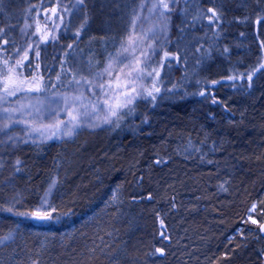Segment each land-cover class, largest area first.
Returning a JSON list of instances; mask_svg holds the SVG:
<instances>
[{"label": "trees", "instance_id": "16d2710c", "mask_svg": "<svg viewBox=\"0 0 264 264\" xmlns=\"http://www.w3.org/2000/svg\"><path fill=\"white\" fill-rule=\"evenodd\" d=\"M4 2L5 0H0V85L4 83L5 76L9 75L8 69H13L12 75L16 78L19 76L22 81L28 82L27 85L31 86L32 89L38 88L39 93H43V91L50 92L51 90L71 89L75 83L87 78V72L85 74L84 66H86L85 63L88 62L87 60L90 61L92 57L86 56L85 48H92V51L97 53L96 56H100L102 53L100 51L101 44L99 43L97 47L95 44L97 42H102V38L106 36L105 34L108 31V26L106 27V25L107 23L110 25L112 19L103 6L92 0H83V3H80L79 0H26L20 9L14 12V10L4 8ZM163 3H167L168 8H164L162 3L161 7L172 16V31L170 36L172 40L177 33L182 39L187 38V35L192 39L191 34L193 35V40L206 38L205 42L198 45V49H203L204 51L209 48V46H212L213 40L217 39L216 36L220 35V30L224 27V24L220 21V16L224 10L222 8L211 7V5L207 2H203V0H163ZM53 9L56 11L53 12ZM209 9L215 10L219 16L218 20L215 18L210 19L212 13ZM78 14L81 15V17L77 19L76 28H72L70 22ZM203 16L208 17L207 21H201ZM11 17L12 21L7 22V19ZM24 19H29L32 22V27L26 36H22L19 32L20 24ZM203 24L206 26L209 25L211 31L209 32ZM203 31H205L204 36ZM223 31L225 32L224 29ZM219 40L222 42V39ZM171 47L174 46L172 44H167L165 48L171 50ZM197 51L196 49L195 52ZM37 52L39 53L38 56L36 55ZM25 55L27 59H24ZM179 60L181 61L180 51L179 57L176 59L173 58L172 61L179 62ZM4 61L8 62L7 65L4 64ZM17 61H21V63L17 65ZM174 66L177 70L180 69V66L176 64H174ZM261 72L262 70L258 73ZM244 76H246V73L243 76L240 74V77ZM229 77L231 76L227 78ZM242 79L246 80V78ZM210 88L216 89V87ZM191 89L192 88H190V90ZM257 89H260L259 86H257L255 90ZM253 94H260V90ZM208 109L206 110L208 111ZM199 117L188 112L178 113L177 117H174L172 121L163 120L161 125L165 124L167 129L169 128L172 132L175 131L178 133L181 132L180 128H182L181 130H184L187 136H189L194 126L199 125L200 128L204 129L202 120H200ZM130 119L142 122L143 117L141 111H136L134 117H130ZM204 120H207V115H204ZM125 122L126 121L118 124L114 131L115 137H117V143H119L121 148L123 147L121 155H124L125 151L131 147L134 148L135 154L138 150L145 153L144 155L140 154V158L142 159L153 158L155 162V159L159 158V162L163 167L174 165V159L178 150H173V148L163 145H161L160 148L155 147V140L159 135L158 133L161 132L160 129L147 128L145 135L140 140L135 137H130L133 133L124 128L123 125ZM155 122L157 123V120L154 121V126L156 127ZM223 123L224 122H222V124ZM257 127L256 130L258 131H260L259 128H261V136H259L262 140L261 145L259 146V140L255 137L252 139L249 137L250 139H246L244 142V144H246L253 141L256 147L253 153L254 160H256L253 170L251 166L245 169V167L241 168L239 164L233 165L234 172L238 176L228 177L224 182V185H237V182L243 180L248 187L244 189L245 192L243 190L237 192L238 197L236 198L235 204L232 206L231 204L234 197H223L217 191L216 197L221 200L222 204L227 205V207H225V209L222 207L203 213L205 218L202 217L201 221H204L206 226H210L209 228L219 227L227 231L231 230L233 227L235 229L236 222L242 217L243 205L250 200L251 196L255 198L256 196L263 195L264 155L262 151L264 152V118L262 124ZM97 132L96 135H98V138L96 135H94V138L98 140L108 134L107 132ZM209 137L211 139V136ZM200 139L203 144H207L208 141H205V139L209 138L201 136ZM212 139L215 142L216 138ZM89 141L92 142L89 143L87 141L89 143L87 147L89 145L91 146L90 150L87 152L86 148L81 149V146H77V144L67 139L47 142L37 146L32 143H26L19 149L21 163L17 179L20 185L26 189L27 200L32 204L38 203L46 193H50L52 198L57 200L58 196L67 194L66 189L68 187L74 189L80 188V192L86 195H92V198H87L89 199L88 214L90 213V216H97L99 219L98 221H100V229L103 224L113 216L110 214L111 210L118 211L123 209L122 207H125L121 202L116 201L112 197V192L116 189L114 186L123 185L124 183L133 184V187L137 186L138 189L136 192H132L129 188L130 186L124 187L123 200H129V203L134 209V218L130 223V231L121 228L122 230L120 232V236L126 240V243L122 245L113 243L111 245V243L105 244L98 239H93L91 234L85 237L84 233H86V230H83V227L87 218H84V220L82 219V221L76 216L79 213L78 211L84 208H75L74 211L76 212L74 213V217L71 218L72 223H70V226L62 219V221L57 224H55V220H43L44 222H41V224L50 226L49 228L44 229V227H42V229L38 230L37 227H33L32 232L34 234H27L15 230L20 218L6 211L4 207L2 209L0 207V212L5 216L1 225L2 227L0 226V234L6 235L10 232L14 233L12 237L0 245V254L4 251L13 252L22 250V258L18 261H21L23 264H66L68 257L77 260L86 259V262H80L78 264H155V261L152 262V258L153 255H157L158 253L156 250L153 251V248L155 246L157 247V228L161 224V218L155 220L156 217L154 218V212L158 210V205H161L162 210L160 211L163 213L167 210L171 211L173 218L179 221V210L176 208L173 209L168 199L164 198L165 196L161 189L162 186L159 185L161 177L159 178V182L154 180L146 185L140 183L141 179L145 180L146 183V179H148L147 173H145L144 170L145 166H143L142 172L137 171L134 174L127 175L123 183H121L120 180L111 179L103 185V187L105 186L107 188L106 199L109 204L108 206L106 205L107 210L104 209V211H102L99 206V200L100 197L103 196H101L100 189H98L102 184L100 183L96 186L97 182L89 181V179L92 177L91 172L96 174L94 175L95 177L93 176L95 180L97 176H101L102 178V175L96 170L99 169L98 167L101 165L97 161H100L102 152L105 151L106 148L100 146L97 140L94 141V139H89ZM258 146L261 151H258ZM80 150L81 156L78 160V165L84 162H80L81 159H86L87 162H95L94 168L87 170L85 173L68 169L69 161H74ZM112 150L116 152L114 146ZM96 151L100 152V154L96 155L94 153ZM129 154H131V149ZM121 155L116 154L114 162H119L117 158ZM180 160L183 159L181 158ZM145 161L146 160H144V162ZM116 171L119 172L118 170ZM188 173L193 174V176H195L194 179L198 176V172L195 170L186 171L185 175ZM210 173L215 175L220 172L216 168H213L209 170L208 174ZM78 175H83L84 178ZM213 177L215 178L213 180L215 182L208 187L218 184L216 176ZM165 179L168 181L166 185L170 183L171 189L174 188L170 193L172 195L176 194L177 190L175 188L177 187V182H172L173 177L165 176ZM255 181H258L260 184L255 186L253 184ZM208 187H205V192ZM158 188V191L155 190ZM48 189H50L51 192H48ZM188 191L190 192V188H188ZM207 197L209 200H213V198ZM242 198L243 201H241ZM118 199L121 200V198ZM155 199L158 205L151 206L150 203H153ZM176 199L179 200L178 197H176ZM224 199H227L226 203H223ZM209 200L206 203H208ZM1 204L2 202L0 201V205ZM62 215L66 216L67 213L63 212ZM164 219L167 223V227L173 224V222H168L166 218ZM30 221L36 223L33 226H38L41 220L31 218ZM125 223L128 224L129 221H125ZM147 229L150 230L149 234L146 233ZM222 236L225 238L224 233ZM146 237H153L154 239L147 240ZM182 239L183 238H181V240ZM128 241L135 247H146L145 251L149 248L152 249V252L149 254L150 256L146 257V255H143L138 258V261L132 260L130 251L133 247L129 245ZM82 243L85 245H82ZM188 243L189 242L185 241L181 242V248L183 246H188ZM203 243L205 242L203 241ZM73 245L77 246L79 249L83 250L84 247L85 249L82 252L79 250L71 254ZM184 251L187 252L185 249ZM223 253H225L224 248L220 250V254L223 255ZM167 254L170 256L171 253L167 252ZM89 256L94 258V260L88 261ZM7 263L6 261L3 264ZM243 263L247 264L245 262ZM235 264H240V262H235ZM249 264H251V262H249Z\"/></svg>", "mask_w": 264, "mask_h": 264}, {"label": "rangeland", "instance_id": "374dc122", "mask_svg": "<svg viewBox=\"0 0 264 264\" xmlns=\"http://www.w3.org/2000/svg\"><path fill=\"white\" fill-rule=\"evenodd\" d=\"M208 1L211 3V7L223 9L226 5L230 6L228 9L230 13L234 8L235 2H238V5L240 2L243 8H241L242 12H240L242 15L238 18L242 19L238 20L244 23H247L249 20L253 21V23L255 22L256 25H259L257 31L260 27H262V29L264 28V11L262 10L264 9V3L260 2V0ZM103 2L105 10L112 19L110 25L109 23L106 25V27L108 26V31L105 34L106 36L102 38L103 48H100L102 52L100 56H96L97 53L92 51V48H85L86 56L92 57L90 61L87 60L88 62L85 63L86 66H84L85 74L87 72L86 79L75 83L71 89L51 90L50 92L43 91V93H39L38 90L32 89L31 86L27 85L28 82H24L25 84L23 83L22 90L17 91L14 96H8L4 93V83L0 85V97H3V99H0V201L5 209L12 208L13 211L10 213L14 215L16 212H39L43 215L46 211H49V209H42L39 207L45 196L37 205H32L27 200L26 189L24 187L21 188L22 186L19 181L17 182V174L21 163L19 149L23 145L26 143L42 145L47 142L67 139L77 144V146H81V149L86 148L87 152L91 147L90 145L87 147V144L92 142L89 141L90 136L94 137V135L98 133L97 131L102 133L107 132L109 135H112L118 124L130 119V117H134L137 108H139L141 104H144V107L148 104H152L155 107L157 105L163 107L166 102L175 100L177 96L181 95L183 90L189 91L190 88H192L191 84L188 82L174 80L177 78L169 79V77L173 78V75H176L178 71L174 64L177 66L181 65L179 75L186 73L192 77L193 66L191 65L189 67L186 65L190 58H197L196 61L198 64L201 62L204 64L209 63L210 59L214 58V56L211 57L209 53L204 54L202 52L203 49H201L200 52L197 51L198 53L195 52L197 48L196 42L198 45V41L197 39L193 40L192 34V39L190 37L185 39L181 38L179 45H174L173 40L170 39L172 16L161 7V0H105ZM153 5H155V7H153ZM79 17H81V15H76L70 22L72 28H76L77 19ZM207 18L208 17L203 16L201 21H207ZM31 27V20L24 19L19 27L20 34L26 36ZM223 29L224 27L221 28L220 35L216 36L217 39L213 40V49L217 48L220 44L218 43L220 42L219 39H226L228 35H234L235 33V30L233 31L230 29V33L226 32V28L224 29L225 32ZM204 35L205 31L203 33V36ZM237 39L246 44L244 39ZM167 44H172L174 47L168 50L165 48ZM243 48L244 47H242V52ZM125 49L127 50L125 51ZM179 51L181 54V61H172L173 58L176 59L179 57ZM236 52L240 51L236 50ZM243 53L245 56L244 59L239 58V60H236V58H233L235 63L229 76H232L235 72H239L242 76L246 73L244 77L247 79L248 75H251V81L248 79L243 81L241 78L242 80L239 84L246 93L253 94L260 90H255L258 84L260 83L262 85L264 83V75L262 74L264 73V68L261 67V65H264V51L261 53L259 60L260 64L256 66V63L253 65L252 56H250L252 52L249 50ZM248 57L249 59L246 61L245 59ZM238 61H240V64H238ZM244 62L248 63L250 68L243 67ZM260 70H262V72L258 73ZM148 72H152L153 74L148 76ZM220 73L223 72H217L214 77H206V79L210 81L198 96H203L201 95L203 91L207 90L209 87H215L222 80L227 79L228 76L226 78L222 77L219 75ZM17 79L21 80L19 76ZM213 81H217L218 83H213ZM153 87L158 88L159 91H154ZM9 89H12L11 84L9 85ZM148 92H152V95L149 96ZM243 94L244 92L242 95ZM242 95L237 97L241 102L243 101ZM126 101L130 102H127L126 106H122ZM118 105L121 106L117 107ZM110 107L116 112V115H111L109 111ZM5 109H8V111H5ZM105 117H107L110 122H105ZM225 122L228 121L225 120ZM157 124L158 120L157 123L155 122L156 127L158 126ZM74 125V134L71 136L65 135V130ZM259 129L261 131V128ZM160 131L161 132L158 134L161 135V140L164 141L168 136L167 131H169V128L167 129L165 124H162ZM97 136L98 135H96V137ZM116 139H112V141H109L107 144L108 150L112 149L114 146L116 150L115 155L106 153V149L102 152L100 161H97L101 164L98 167L99 170L104 174L101 186L105 185L106 182L111 179L120 180L121 183H123L127 175L134 174L137 171L142 172L143 166H145L144 170L146 168H152L151 170L153 171H160L159 165L158 167L154 166L153 158H140V154H145L144 152H140L141 150L137 149L138 151H136L135 154L134 148L129 146L130 148L125 151L124 155H121L123 147L121 148ZM130 149L131 154H129ZM94 153L96 155L100 154V152L97 151ZM116 154L121 155L117 158L119 162H114ZM80 156L81 150L78 152L74 162H78ZM179 156V159L174 160L175 162L172 169L170 168L171 166H161V172L155 174V181L159 182V178L161 177L159 185L162 186L161 189L163 190L164 198L168 199L173 209L176 207V197L183 202L182 209L179 210V221L176 218L166 216L165 213L160 211L162 210V206L157 204L156 199L154 200V202L156 201L155 203H150L151 206L158 205V210L154 212V218L156 217L155 220L161 218V224L157 228L161 230V242H158L157 247L155 246L153 251L160 248L163 249V253L157 252L156 260L161 262V264H206L207 262L213 263L215 260H227L231 261L233 264L234 257L237 259L240 255H243L245 258L244 262L249 264L252 260V255L245 254V252L241 253L238 246L242 247V243L240 245L228 244L227 246L228 242L226 243L222 238H216L215 240L214 236L209 231L210 226H206L204 221H198L197 219L196 222L194 221L192 223L185 217V214H183L187 201L189 202L190 195L193 192L192 188L189 192L188 187L195 178V176L190 173L185 175V172L198 171L197 166L201 161L195 156H187L186 153L179 154ZM181 158L183 160H180ZM85 160L86 159H81L80 162ZM144 160L146 161L144 162ZM158 163L160 164V162ZM94 175L95 174L91 176ZM165 176L173 177L172 182H177V187L175 188L177 190L176 194L172 195L170 193L174 188L171 189L170 183L166 185L168 181L165 179ZM152 181H154V179H152ZM97 185H99V183H96V186ZM105 188L104 186V189ZM155 190L158 191L159 188ZM48 192H51V190L48 189ZM262 197L263 199L260 201V204L264 203V191ZM47 200L49 204L53 205L55 199L48 193ZM252 206L254 210L260 207L257 202ZM253 212L248 217L245 225L236 226V234L246 237L249 236V238H254L256 235L260 234L258 226L264 223V209L257 212L256 215L255 213L253 214ZM55 214L56 212L54 215ZM18 217L20 218V223L31 219L21 216ZM4 218L5 216L0 213V226ZM164 218H166L168 222H173L169 227L170 231L172 229L174 233L176 228L179 232L177 238H174L177 241H175V243L171 237L166 234L168 227ZM253 221H255V223ZM41 222L44 221L41 220L38 224L44 225L41 224ZM59 222L60 220H55V224ZM250 222L253 224L251 225ZM18 225L20 224L17 223L16 226ZM94 234L97 236V231ZM232 236L233 235H230L228 240ZM9 237L10 235L0 234V245L6 242ZM181 238L183 239L181 240ZM183 241L189 242L188 247L185 248L187 252L181 248L180 243ZM203 241L205 243H203ZM83 244L84 243H82V245ZM175 246H177L178 249H176ZM223 248L226 253L222 255L220 254V250ZM226 248H228V251ZM259 248V253L257 254L256 252V254L262 257L264 263V244ZM79 250H81V252L83 251L82 249ZM167 252L176 254L172 262H163V260L169 258ZM67 259L66 264L86 262L84 258L82 260H77L68 257ZM93 260L94 258L89 256L88 261Z\"/></svg>", "mask_w": 264, "mask_h": 264}, {"label": "bare ground", "instance_id": "6f19581e", "mask_svg": "<svg viewBox=\"0 0 264 264\" xmlns=\"http://www.w3.org/2000/svg\"><path fill=\"white\" fill-rule=\"evenodd\" d=\"M25 1L26 0H5L3 6L4 8H9L11 10H14V12H17ZM92 1H95L96 3L105 8V5H103V1L105 0ZM203 2H206V0H203ZM260 2L264 3V0H260ZM207 3L209 5L211 4L208 0ZM229 8L230 6L228 5H226L225 8L223 7L224 12L220 16V21L224 24V29H227L226 32H230V29L233 31L235 30L234 35H228L226 37L227 40L222 39V42H218L220 44L217 46V48L213 49L212 46L214 44H212V46H209V48L202 51L204 54L209 53L211 57L214 56V58L210 59L209 63L204 64L201 62L200 64H198V62L196 61L197 58H190L186 65H188L189 67L191 65L193 66L192 71L193 76L195 75L194 77H191L186 73H184L183 75H179L180 69H178L176 75H173V78L169 77V79L177 78L174 80L188 82L189 84H191L192 89L189 92L188 90H183L182 94L179 95L177 99L166 102L163 107L158 105L155 107L152 104H148L144 107V104H141L136 111H141V115L143 117L142 122L128 119L123 125L126 130L133 133L130 135V137H135L141 140V138L145 135L147 128L161 130V122L163 120H171L174 117H177L178 113L188 112L191 114H195L197 117L200 116L199 118L200 120H202L204 129L200 128L199 125L194 126L192 129L190 128L192 131L189 136H187L184 130H181L182 128H180V133L174 131L176 135L174 134V132L169 130L167 131L168 136L167 138H165L164 141L161 140V135H158L155 140L156 148H160L161 145H163L171 147L173 148V150H178L174 160L179 158V154L186 153L187 156H195L201 161L200 164H198L197 166L198 176L196 179H194L191 185H189L190 189L192 188L194 193H191L189 202L187 201L183 213L185 214V217L188 218L189 221H191L192 223L194 221L196 222L197 219L198 221H201L202 217L205 218V215L203 214L204 212L212 211L214 209L222 207L225 209V207H227V205L222 204L221 200L216 197L217 191L223 197H234L231 206L235 204L236 198L238 197L237 192L242 190L245 192L244 189H246L248 185H245V181L243 180H239L240 182H237V185H224V182L228 177L238 176L234 172L233 165L239 164L241 168L245 167V169L250 168L251 166L253 170L254 163L256 161L254 160L253 153L255 152L256 147L254 146L253 141L244 144L245 140H248L250 138L252 139L255 137L259 140V146L262 143V140L259 137L261 136V132L256 130V128L258 125L262 124L264 118V83L262 85L260 83L258 84L260 88V94L246 93L243 87L239 84V82L242 80L240 74L238 72H235L231 76L235 77V79L227 78L225 80H222L217 86H215L216 89L214 91H211V88L209 87L207 90L202 92L203 96H198L200 92L207 86L206 84L210 81L207 80L206 77H214V75L220 71L223 72L219 74L220 76L225 78L229 76L235 63L233 58H236V60H239V58L244 59V51L250 50L252 52L250 56H252L253 65L255 63V66L257 64H260L259 60L261 57V53L262 51H264V28L262 29V27H260V29L257 31L259 25H256L255 22L253 23V21L250 20L247 23L239 21L240 19H242L238 17L242 15L240 12H242L241 8H243L240 2L239 5L238 2H235L234 8L232 9L231 13L228 12ZM262 10L264 11V9ZM11 21L12 17L7 19V22ZM203 26L206 27L209 32L211 31L209 25L206 26L205 24H203ZM186 37H188V35ZM237 38L244 39L246 44H244ZM180 40L181 37L177 33V35L173 38L174 45L178 46ZM205 40L206 38H200L199 40L197 39L198 45L202 42H205ZM99 43L101 44L100 48H103L102 42H97L95 46H99ZM198 45L196 42V49L198 51H201L198 49ZM242 47H244L243 52ZM236 50L240 52H236ZM248 59L249 57L245 60L248 61ZM238 64H240V61H238ZM243 67L250 68L249 64L245 62L243 63ZM262 74L264 75V73ZM243 92L244 94L242 95ZM240 95H242L243 98L242 102L237 99V97H240ZM213 101L216 102L214 103ZM206 109H208V111ZM204 115H207L206 121L204 120ZM155 120H158L157 127L154 126ZM225 120L228 122H225ZM222 122L224 123L222 124ZM208 135L211 136V139ZM115 136L116 135L113 133L112 135L107 134L103 136L100 140L94 138L93 136H90L89 138L94 139V141L97 140L100 146H104L106 148L109 141H112V139L117 138ZM201 136H203L204 138H209L205 139V141H208L207 144H203L200 139ZM212 138H216L215 142ZM33 145L37 146V144ZM259 146L258 151H261ZM106 149L108 150V147ZM106 153L115 155V151L112 149L108 150ZM262 154L264 155L263 151ZM159 161V158L155 159V162H153L155 167H158ZM78 164V162L69 161L68 169L85 173L87 170H90L95 166V162H87L86 160L80 165ZM172 166L170 167L171 169ZM159 167L160 171H153L151 170L152 168H146L145 173H147V177L149 180L146 179V183L145 180L141 179L140 183L142 185H146L149 184L150 181L152 182V179L155 180V174L157 172H161V164L159 165ZM213 168H216L220 173H217L215 175L212 173H210L211 175L208 174L209 170H212ZM96 170L103 177V172L99 169ZM91 174L93 175L95 173L91 172ZM213 176H216L217 183L219 185L217 184L216 186L208 187L215 182L213 181L215 179ZM94 177L92 176L89 181H96L99 184L102 183L101 176H97L96 180L94 179ZM253 184L255 186H258L260 183H258V181H255ZM127 186H130L129 188L132 192H136L138 189L137 186L133 187V184L129 183L114 186V188L116 189L112 192V197L116 201L121 202L125 207H122L123 209H120L118 211H112L110 209V214L113 216L103 224L101 229L99 227L100 221H98L99 219L97 218V216H90V213L88 214L89 199L87 198H92V195L90 196L89 194L86 195L85 193L80 192V188L74 189L68 187L66 189L67 194L58 196L57 200L53 201V206L55 207L56 212L55 215L60 216V222L63 220L68 226H70V223H72L71 218L74 217V213L76 212L74 211L75 208H84L80 209V211H78L79 213L76 216L81 220L87 218L86 223L83 227V230H86V233H84L85 237L91 234V237L93 239H98L99 241H102V243L104 242L105 244H125L126 240H124L120 236V232L122 230L121 228L130 231V223L131 220L134 218V209L129 203V200H123L125 190L124 187ZM205 187H208L206 189V192ZM98 189H100V193L102 194L101 196H103L100 197L99 200L100 209H102V211H104V209L107 210L106 205L108 206L109 204L108 200L106 199L107 188L104 189L103 186H100ZM262 189L264 191V186ZM207 196L213 198V200H209ZM118 198H121V200ZM262 199V196H256L255 198L254 196L250 197V200L242 207V217H240L238 222H236V226L245 225L248 220V217L252 214L254 210L252 206L254 203H259L260 207H258L257 210H254L253 214L255 213L256 215L257 212L264 209V203L260 204V201ZM208 200L209 202L206 203ZM241 201H243V198L241 199ZM226 202L227 199H224L223 203ZM38 203L32 204L30 202V204L32 205H37ZM182 204L183 202L181 201V199L177 200L175 208L178 210L182 209ZM0 207L1 209L3 208L2 204L0 205ZM63 212L67 213V215H62ZM165 215L170 218L173 217L172 212L169 210L165 211ZM125 221H129V223L127 224L125 223ZM18 223L20 225H18L15 230L20 233L23 232L27 234H34L32 232L33 227H37L38 230L42 229V227H44V229L50 227L46 225L33 226L36 223H33L29 219L26 220V222ZM250 224L252 225L253 223L250 222ZM258 230L260 232L259 235H256V237L254 238H249V236L246 237L244 235L236 234L234 227L228 231L224 228L219 227L209 229L210 233L214 236L215 240L216 238H222V240H224L226 243L228 242L227 246L228 244L240 245L242 243V247H238L240 248L241 253L245 252V254H249L250 256L252 255L251 264H264L262 257L257 256V254L259 253L258 251L260 249L259 247L264 244V234L260 226H258ZM96 231L97 236H95L94 234ZM146 233L149 234L150 230L147 229ZM223 233L226 238L222 237ZM166 234L171 237V239L175 243V239L177 238V234H179V232L175 228V232L173 233L172 229L170 231V228L168 227L166 230ZM6 235H10V237H12L14 233H9ZM230 235L233 236L230 237L228 240V237ZM157 236L158 238L156 239V241L158 244V242H161V230L159 229ZM151 239L154 238H147V240ZM128 243L133 247L130 251V255L132 260L134 261H138V258L142 257L143 255L149 257V254L152 252V249L150 248L145 251L146 247H135L131 242L128 241ZM186 247L188 246H183L182 250H184ZM175 248L178 249L177 246H175ZM72 249L73 251L71 252V254L79 251V248L74 245ZM226 250L228 251V248H226ZM21 252L22 250H17L13 252L4 251L0 254V264L5 263L6 261L8 262L7 264H23L21 261H18L22 258ZM175 256L176 254L171 253L169 258L163 260V262H172ZM156 258L157 255H153L152 262L155 261V264H161V262L157 261ZM244 260L245 258L243 257V255H240L237 259L236 257H234L233 264H235V262H240V264H244ZM206 264H232V262L227 260H215L213 263L207 262Z\"/></svg>", "mask_w": 264, "mask_h": 264}, {"label": "snow or ice", "instance_id": "6c2138e0", "mask_svg": "<svg viewBox=\"0 0 264 264\" xmlns=\"http://www.w3.org/2000/svg\"><path fill=\"white\" fill-rule=\"evenodd\" d=\"M79 2L83 3V0H79ZM161 3L163 4L164 8H168V4L167 3H163V0H161ZM153 7H155V5H153ZM52 11L55 12L56 10L53 9ZM209 11L212 13V17H210V19H212V18H215L217 20L219 19V16L217 15V13L215 12L214 9H209ZM126 50L127 49H125V51ZM36 55L38 56L39 53L37 52ZM24 59H27L26 55H25ZM7 63H8L7 61H4L5 65H7ZM20 63H21V61H17V65H19ZM261 67L264 68V65H261ZM13 71H14L13 69H8L9 75L5 76V78H4L3 90L8 96H14L17 91L22 90V85L24 83V81L18 80L16 77H14L12 75ZM152 74H153L152 72H148L147 73L148 76H151ZM157 75H158V73H157ZM241 78H243V77H241ZM58 79H59V77H58ZM229 79H235V77H229ZM247 79L249 81H251L252 76L248 75ZM213 83H218V82L217 81H213ZM10 84L12 85V89L11 90L9 89V85ZM35 90H38V88L35 89ZM153 90L156 91V92L159 91V89L155 88V87H153ZM148 95L151 96L152 92H148ZM201 95H203V93H201ZM0 99H3V97H0ZM153 99H154V97H153ZM127 102H130V101H126V103L124 105H122V106H126ZM213 102L215 103L216 101H213ZM120 106L121 105H118L117 107H120ZM5 111H8V109H5ZM109 111L111 112V115H116V112L114 110H112L111 107L109 108ZM105 122H110V121H108L107 117H105ZM74 130H75V125L71 126V127H68L65 130L64 134L68 135V136H71V135L74 134ZM37 131H38V129H37ZM47 196H48V193L45 194V197L42 199V202H41V204L39 206L42 209H45V208L49 209V211H46L43 215H41L39 212H16L15 215L21 216V217H25V218L38 219V220H59L60 216L59 215H54L55 207L52 204L48 203ZM6 211L12 212L13 209L12 208H8V209H6ZM253 222L255 223V221H253ZM262 228H264V226H262ZM6 239H7V237H6ZM156 251L160 252L161 254L163 253V249H157Z\"/></svg>", "mask_w": 264, "mask_h": 264}, {"label": "water", "instance_id": "95a60500", "mask_svg": "<svg viewBox=\"0 0 264 264\" xmlns=\"http://www.w3.org/2000/svg\"><path fill=\"white\" fill-rule=\"evenodd\" d=\"M263 226H264V224H263ZM263 230H264V228H262Z\"/></svg>", "mask_w": 264, "mask_h": 264}]
</instances>
